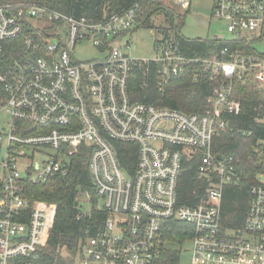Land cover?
<instances>
[{"label":"built area","instance_id":"2783aa9c","mask_svg":"<svg viewBox=\"0 0 264 264\" xmlns=\"http://www.w3.org/2000/svg\"><path fill=\"white\" fill-rule=\"evenodd\" d=\"M143 1L184 10L191 2L138 0L117 10L103 7L95 17L70 15L36 1L0 3V42L29 26L34 36L27 43L37 37L40 52L24 67L16 62L11 80L0 75V117L5 118L0 121V264L36 263L47 245L56 204L30 202L25 184L65 177L81 145L90 150L95 199L79 192L77 218L92 209L105 218L94 234L84 230L72 264H156L170 221L191 227L190 264H264V175H257L249 188L243 225L225 227L224 189L238 186L243 176L238 159L213 150L227 117L241 112L234 82L248 79L264 90V53L224 47L199 57L163 36L155 40L150 57H134L122 49L129 48L123 39L138 29ZM211 15L224 23L230 40L246 39L253 47L264 43V0H213ZM86 43L96 48L95 57L77 60L75 48ZM197 64L213 84L201 112L185 113L131 94L139 73L143 88L153 73L163 93L171 77ZM192 164L195 186L190 202L183 203L180 179ZM82 197L91 206L87 214Z\"/></svg>","mask_w":264,"mask_h":264},{"label":"trees","instance_id":"16d2710c","mask_svg":"<svg viewBox=\"0 0 264 264\" xmlns=\"http://www.w3.org/2000/svg\"><path fill=\"white\" fill-rule=\"evenodd\" d=\"M36 1L58 11L75 15L95 17L101 14L103 7L110 10L126 8L138 0H0V3ZM180 9V8H179ZM184 10V9H181ZM178 10L177 6L163 2L140 3L138 28L149 26L152 16H161L168 25L160 28L166 39L173 37L180 49L188 55L208 57L227 47L230 51L254 54L252 42L246 39L230 40L222 38L187 39L180 34L184 16L188 12ZM33 30L25 26L23 33L16 38L0 42V75L11 80L17 73L15 63L25 66L28 58L40 55L33 43H27ZM34 36V35H32ZM172 36V37H171ZM153 69V68H152ZM143 76L139 73L132 82V95L144 102L156 103L169 108H176L185 113L201 112L205 99L210 95L213 84L201 64L193 71L171 77L164 86L163 93L157 90L156 77H148L147 88L142 87ZM234 97L240 100L239 115L227 117L228 126L213 141V150L222 155H232L238 159L242 181L238 186L224 189L221 206L222 224L228 228L243 225L249 203V188L257 182V175H264V90L257 89L248 79L235 81ZM90 150L81 145L79 151L70 159L69 172L65 177L50 176L44 183L26 182L23 192L30 202L41 200L56 204V214L47 245L40 251L35 264H72L85 229L91 234L96 227H101L105 214L92 209L91 214L81 215L77 195L87 192L94 196L88 169ZM127 161L131 159L127 157ZM128 168V164L125 165ZM195 165L192 164L182 174L180 189L182 202H190L191 192L195 186ZM92 197V201H93ZM171 229L164 234L166 247L156 264H178L180 252L171 246H182L191 236V227L183 222L170 221ZM68 254V255H65Z\"/></svg>","mask_w":264,"mask_h":264},{"label":"rangeland","instance_id":"374dc122","mask_svg":"<svg viewBox=\"0 0 264 264\" xmlns=\"http://www.w3.org/2000/svg\"><path fill=\"white\" fill-rule=\"evenodd\" d=\"M212 3L213 0H191L190 7L187 10L188 12L183 18L184 24L180 29V34L183 37L187 39H207L213 37L229 39L231 37L225 31L224 23L211 15ZM179 8L180 7H178V10L180 11H186ZM166 25H168V23L166 24L165 20H163L161 16H152L149 26L135 29L123 39V42L127 43L129 48L124 46L122 49L129 52L134 57H150L153 53V44L155 40L163 38L160 28ZM254 49L259 53H264L263 41L256 43L254 45ZM96 52V48L88 43L75 48V56L77 60H88L94 58ZM4 119V117H0V121ZM262 123H264V120H262ZM89 197L90 199H92V197L95 199L91 194H89ZM81 203L83 213H89L91 206L88 199L86 197H82ZM171 247L180 252L178 264H190L191 253L189 241L182 246L175 244Z\"/></svg>","mask_w":264,"mask_h":264}]
</instances>
